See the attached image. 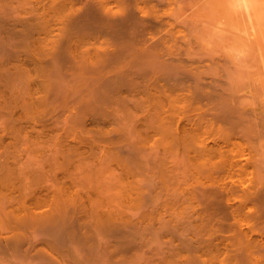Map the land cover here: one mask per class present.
Listing matches in <instances>:
<instances>
[{"label":"bare ground","instance_id":"1","mask_svg":"<svg viewBox=\"0 0 264 264\" xmlns=\"http://www.w3.org/2000/svg\"><path fill=\"white\" fill-rule=\"evenodd\" d=\"M0 264H264V0H0Z\"/></svg>","mask_w":264,"mask_h":264}]
</instances>
